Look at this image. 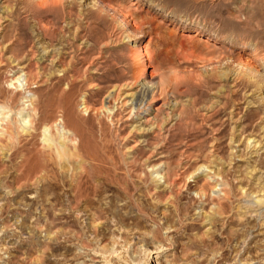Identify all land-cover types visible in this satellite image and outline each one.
<instances>
[{
  "label": "rangeland",
  "instance_id": "rangeland-1",
  "mask_svg": "<svg viewBox=\"0 0 264 264\" xmlns=\"http://www.w3.org/2000/svg\"><path fill=\"white\" fill-rule=\"evenodd\" d=\"M31 1L37 5L0 0V91L17 93L12 80L21 77L18 92L35 106L33 126L47 114L45 124L57 137L63 125L68 147L85 144L79 153L88 151L86 171L108 155L123 166L119 175L131 172L161 214L132 231L112 214L97 220L84 206L71 210L62 189L52 200V173L34 172L0 151V264H197L204 254L187 233H179L189 244L187 256L174 248L180 235L173 231L183 222L199 225L192 239L219 236L209 248L210 264H218L223 253L226 260L219 264H264V0H63L48 16L38 12L41 7L26 8ZM161 76L185 85L169 105H195L197 118L182 128L193 130L191 142L173 128L177 113L154 140L155 109L145 111L147 101L131 105V94L157 92ZM86 123L97 134L83 133ZM170 133L175 137L169 150H160ZM159 191L165 193L161 200ZM141 196L133 201L140 203ZM176 197L190 206L189 214L167 222L163 213L174 211ZM121 200L109 197L99 207L111 203L115 214L138 213ZM221 203L239 225L212 223L209 217ZM64 215H72L78 227L66 224ZM95 227L106 230L108 241L94 237ZM157 227L163 246L146 245L143 238L153 240ZM232 230L240 235L226 242Z\"/></svg>",
  "mask_w": 264,
  "mask_h": 264
},
{
  "label": "bare ground",
  "instance_id": "bare-ground-1",
  "mask_svg": "<svg viewBox=\"0 0 264 264\" xmlns=\"http://www.w3.org/2000/svg\"><path fill=\"white\" fill-rule=\"evenodd\" d=\"M62 1L63 0H56L55 2H53L52 0H38V2H36L37 5L33 1H31L25 7L28 8L29 10H32V8L34 6L36 8L41 7V10L38 12L43 16L44 15L48 16L51 9H55L57 7L59 8L61 6ZM18 11H20V10L18 9ZM17 14L20 15V12H17ZM132 18H134V17H132ZM20 79H21V77H18L16 79L12 80V81H16V83L19 84L18 86L15 87V90L17 91V93L11 92V93H7V94L6 93L3 94L0 91V151L10 152L8 155V157L10 159H14V160L15 159L17 160L18 158L21 159V162L30 165V167H31L30 169L34 170V172L35 171L36 172L38 171L40 173L45 172L44 175H46V173H48V172L52 173L53 178H52V181L50 180L51 182L48 185L49 189L51 191L52 200L55 202L57 201V199L59 198L58 192L62 189L63 194L69 198L71 210L72 209L78 210V209H80L81 206H84V207H86L85 210L89 209L91 211H94L95 217L97 218V220L104 219V218H106L107 215L112 214L117 218L119 223H121V225H123L124 227L126 225L131 226L132 231L133 230L134 231L135 230H141V228H143L144 224L146 223L144 218H146L147 221L149 220L152 222H156V217H154L155 215L153 216L152 214L153 213L154 214L155 213L161 214L159 211V206L157 204L152 203L153 199H151L149 197L148 192H146L147 194H145V191H143V189L139 188V185L136 183L138 181L135 182L132 180L133 175L130 174L131 173L130 171L125 173L126 175H124V176H121V174L119 175L116 171L120 170L121 167H123V166L117 165L115 161H112V162H115V163H112L109 160V158L108 159L106 158V156H108V155H106V153H104V155H106V156H104L105 160L99 159V161H100L99 162L98 158L96 156V152H94L95 154L92 152V154H94V156H96L97 161L95 160L96 161L95 164L91 165V171H86L84 169V167H82V166H83V158L89 155V154H87L88 151L85 154L79 153L80 152L79 150L83 151V149H85V147H84L85 144L83 146L79 140V143H73L72 147H68L65 143L66 138H67V137L65 138V134H67L68 131L65 130L66 128L63 125L61 126V128L58 127V129H57L58 130V136L57 137L55 136L56 134L52 135L49 133V130L45 124L46 119L48 118L47 114H45V117L43 119V123H41V124L36 123V125L39 126L38 128L36 125L33 126V124L35 122V116L31 119V110L34 111L35 106H34V103L27 100L25 93L22 94V93L18 92V90L22 86V82ZM210 83L211 82H207V84H210ZM158 84H159V86H158L159 89H157L158 90L157 92L155 90H153L151 92H149V91L141 92L140 91L141 94H138V92H137V94H131L130 95L131 105L135 109V107L138 106L137 105L138 102L141 101V102L145 103L144 101H147L148 106L146 105L147 108L145 109V111H148L151 108L155 109V112L157 113V115H156V122L154 124V125H156L154 133H156V131H158V133L156 135L152 134L154 136V140L159 139L160 131L164 130V128L168 124L169 120L172 119V117L174 116V115L172 116V114L177 113L178 114L177 115L178 121L175 123L173 128H175L176 130H178L182 134L184 133L185 135H181V137H183L184 139L188 140L189 142L193 141L194 139H196V135L193 133V130L186 132V131H183L182 128H183L184 124H186V122L193 121L197 118V116H194V113H196L195 112L196 111L195 105H192L190 107H185V108L181 107L180 104H178V103H176L175 106H172L171 104L169 105V98L176 100L179 96L182 95V93H180V89L183 87L184 84H182L180 81H177L176 78L166 80V78L164 76H161ZM27 86H29L28 82H27ZM242 86H243L242 82L240 81L238 83V87L241 88ZM19 95H20V98L18 99L17 96H19ZM28 102H30V103L28 104ZM21 108H23V109H21ZM26 108H28V109L25 110ZM217 115H219V114L216 111L213 115V118H215ZM160 116H163V117L160 118ZM4 121H5L6 125H4V123H3ZM38 121H40V120H38ZM2 126H7V127L3 128ZM94 126L90 125L89 123H86V127L84 128L85 130L83 133L90 134V135L97 134V132L96 133L94 132V129H95ZM187 126H189V128H190L189 124H187ZM72 128H73V134L76 136L77 135V131L75 129L76 127L72 126ZM125 131H126V129L125 128L122 129V125H121L120 132L124 133ZM80 134H81V132H79V134H78L79 137L81 136ZM103 135H105V134H103ZM110 135H111V133H110ZM169 136H170L169 138H167V139L165 138V141H164L165 144L160 147V150H162V149H164L165 151L169 150V147L171 146L173 139L175 137L171 133ZM37 137H39V140L41 141V144L43 145L42 149H37V143H38ZM101 137L102 136H100V139H101ZM177 137H178V135H177ZM80 138L83 140L82 137H80ZM89 138H92V137H89ZM86 139H88V138L86 137ZM97 139H98V137H97ZM105 139H106V142L110 141V140L107 141V137H105ZM93 140H95V139H93ZM98 142H97V144H99ZM103 142L104 141H102V143ZM112 142H113V140H112ZM113 144L114 143H112V146H113ZM126 144H128V142H126ZM102 145H104V144H102ZM100 146L101 145H99V147ZM114 148L116 149V147H114ZM99 154L100 153H98V155ZM99 157H100V155H99ZM113 157H114V155H111L110 159ZM90 158H91V156H90ZM105 166H108V167H105ZM156 175H159V174H156ZM30 176H29V178H30ZM173 176L178 177L176 172L173 173ZM134 178H135V176H134ZM170 178H171V176H170ZM40 180H44L43 176H42V179L40 178ZM42 184H44V183H42ZM61 184H63V186ZM46 185H47V183H46ZM140 189L144 192V194H145L144 196H141L140 194H138L139 192H141ZM148 190H150V189H148ZM46 192H47V190H46ZM136 194L138 197L141 196V199H140L141 202L138 204H136L137 202L133 201V197H135ZM147 195L149 198L147 197ZM230 195L231 194L229 192L226 194V196L228 198ZM155 196L158 200H161L164 198L165 193H164V191L163 192L159 191ZM109 197L111 198V200L114 198H118V197L122 198V200L125 201V205L127 207H129V206L136 207L138 213L136 215L134 214L135 216H130V217L125 216L123 214H119V213L115 214L114 213L115 211L114 212L112 211L113 207H112L111 203L109 205H107V207H105V208L99 207L100 203L104 199L109 198ZM174 200H175L174 205H173L174 211L170 210L169 211L170 214H168V215L166 214V213H168L166 211H165L166 213H163V217L166 219V221L171 222V223L174 222L175 217H177L179 220L181 219L182 221L185 220L186 214L188 213L189 207H190V206L189 207L183 206L181 204V198L180 197L179 198L176 197ZM225 203H226V201H225ZM149 207L151 209H153L154 211L150 210V213H149L148 212ZM229 208H230V206L228 207L227 204L221 203L217 210H213V215L211 217H209L210 220L212 221V223L213 224H217V223H221V222L223 223V221L227 219L228 224L239 225V224H237V222L235 223V221L231 217H228L229 215L226 216L229 213ZM216 215L218 218H214V216H216ZM61 219H64L66 221V224H68L69 226H71L73 228L78 227V225H77L76 221L73 219L72 215H64L63 217H61ZM193 222H196V221H193ZM176 224H177V222H176ZM179 226L180 227L177 229L175 228V230L173 232L175 234H179V233H185L186 234L187 233L186 236L189 239L190 244L192 246H195L197 249L202 251V253L204 254V259L199 261L197 264H210V261H208V255L210 254L209 248H211V246H214L217 244L214 242V240H218L219 236L216 237L215 235H212L210 238L211 240L209 239L210 241L209 240L204 241L202 239H200V240L199 239H192L189 236V234L194 232L195 230H197L199 225L196 223L185 224L183 222V223H180ZM172 229H173V227H172ZM161 230H162L161 227H157V229L153 231V238H151V239H153L155 242H153V240H148L147 238H143L144 241L146 242V245H151V244L153 245V243H155V245H156L158 243L165 242L164 241L165 239H163V237H162ZM105 231L106 230L104 228L100 229L98 227H95L94 231H93V235L95 238H101L102 241H108V237H107ZM82 232L83 231L77 230V234H79L81 237L84 235V232L83 233ZM224 233L225 232H221V236ZM70 235H72V234L70 233L69 236ZM239 235H238L237 231L232 230L227 234V236L224 238V240L226 242H230V241H232L233 238H238ZM183 238H184L183 234L180 235L177 242H176L177 247H174V246L173 247L175 249H181V254H183L184 257H186L187 255L185 253L184 247L187 249L189 244L188 245L183 244L182 243ZM70 239H71L70 237H69V239L67 238V240H70ZM87 246L89 247V245H87ZM159 246H161V245H159ZM62 248H64V247L62 246ZM221 248H223V247L221 246ZM89 255H90V253H89ZM214 260L216 261V259H214ZM224 260H226V256L223 253V254H221L220 257H218L217 263L219 264L220 262H222Z\"/></svg>",
  "mask_w": 264,
  "mask_h": 264
}]
</instances>
